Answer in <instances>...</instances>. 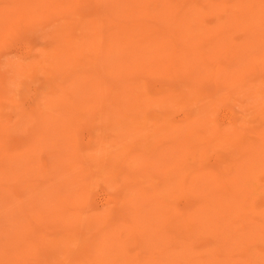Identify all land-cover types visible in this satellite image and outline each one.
Returning <instances> with one entry per match:
<instances>
[{"label": "rangeland", "instance_id": "rangeland-1", "mask_svg": "<svg viewBox=\"0 0 264 264\" xmlns=\"http://www.w3.org/2000/svg\"><path fill=\"white\" fill-rule=\"evenodd\" d=\"M0 264H264V0H0Z\"/></svg>", "mask_w": 264, "mask_h": 264}]
</instances>
